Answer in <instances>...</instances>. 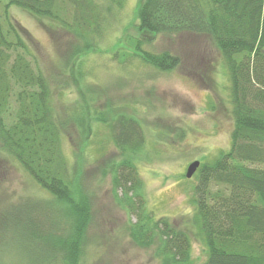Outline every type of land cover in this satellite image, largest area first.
Masks as SVG:
<instances>
[{"label":"trees","instance_id":"16d2710c","mask_svg":"<svg viewBox=\"0 0 264 264\" xmlns=\"http://www.w3.org/2000/svg\"><path fill=\"white\" fill-rule=\"evenodd\" d=\"M6 2L83 39V52L94 48L90 41L102 31L103 7L96 0ZM135 28L141 34L205 36L220 53L229 82L230 147L200 163L194 174L192 222L206 248L202 264H264V0H141ZM130 46L158 71L179 63L168 52L143 50L140 40ZM119 55L121 61L132 56ZM54 97L19 28L6 17L0 21V155L15 160L49 198L47 204L18 201L0 216L2 224L19 222L21 238L35 256L32 264H92L91 196L76 184L78 162L68 163L61 149L68 126L83 132L87 123L77 104L59 112ZM101 123L124 157L110 162L105 174L111 175L115 201L128 213L131 239L144 247L156 242L159 264H192L186 231L165 218L155 220L142 203L134 161L145 144L141 124L125 114Z\"/></svg>","mask_w":264,"mask_h":264},{"label":"rangeland","instance_id":"374dc122","mask_svg":"<svg viewBox=\"0 0 264 264\" xmlns=\"http://www.w3.org/2000/svg\"><path fill=\"white\" fill-rule=\"evenodd\" d=\"M96 2L103 7L102 31L97 41H90L94 48L83 52V39L15 6L6 7V0H0V21L5 23L7 17L19 28L38 68L51 82L59 112L70 111L74 104L83 109L86 129L82 132L70 124L61 149L68 163L78 162L76 184L91 196V262L159 264L156 242L144 247L131 239L130 218L114 199L111 175L105 174L110 162L124 157L111 144L101 120L125 114L141 124L145 136L143 148L134 156L143 205L155 220L165 218L184 229L192 264H202L206 248L192 222L197 180L195 175L186 179L184 173L192 161H212L230 147L229 82L220 53L205 36L138 33L141 0ZM132 40H140L145 51L168 52L178 65L170 71L150 67L132 54ZM119 54L132 56L121 61ZM48 198L15 160L0 155V216L16 208L20 200L47 204ZM0 227V264H32L35 256L25 237L21 238L19 222L17 226L11 221L2 224L0 217Z\"/></svg>","mask_w":264,"mask_h":264},{"label":"water","instance_id":"95a60500","mask_svg":"<svg viewBox=\"0 0 264 264\" xmlns=\"http://www.w3.org/2000/svg\"><path fill=\"white\" fill-rule=\"evenodd\" d=\"M200 162L195 160L192 161L190 164H188L184 176L186 179H191L192 176L195 174V172L197 171V169L199 168Z\"/></svg>","mask_w":264,"mask_h":264}]
</instances>
